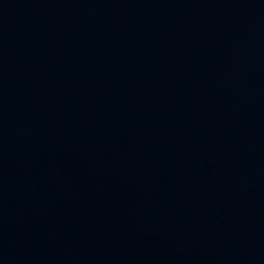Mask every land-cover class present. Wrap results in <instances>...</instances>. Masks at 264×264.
<instances>
[{"label":"water","instance_id":"95a60500","mask_svg":"<svg viewBox=\"0 0 264 264\" xmlns=\"http://www.w3.org/2000/svg\"><path fill=\"white\" fill-rule=\"evenodd\" d=\"M0 264H264V0H0Z\"/></svg>","mask_w":264,"mask_h":264}]
</instances>
